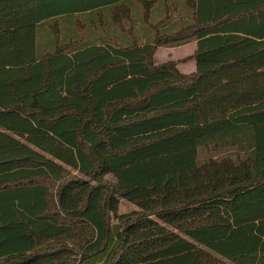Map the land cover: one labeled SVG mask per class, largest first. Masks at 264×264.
<instances>
[{
  "label": "trees",
  "instance_id": "obj_1",
  "mask_svg": "<svg viewBox=\"0 0 264 264\" xmlns=\"http://www.w3.org/2000/svg\"><path fill=\"white\" fill-rule=\"evenodd\" d=\"M0 264H264V0H0Z\"/></svg>",
  "mask_w": 264,
  "mask_h": 264
},
{
  "label": "rangeland",
  "instance_id": "obj_2",
  "mask_svg": "<svg viewBox=\"0 0 264 264\" xmlns=\"http://www.w3.org/2000/svg\"><path fill=\"white\" fill-rule=\"evenodd\" d=\"M79 19L81 21V25L84 23V26H85V20L86 19L84 17L83 18L79 17ZM73 21H74V23H77L76 19H73ZM63 24H64V22H60L58 25L61 27V26H63ZM71 29L72 30L74 29L76 31L78 30V28L73 27V26ZM61 32H63V30ZM82 32H84V31H80L79 33L82 34ZM63 34H64V32H63ZM62 36L63 35H61L60 38H62ZM162 49H166V48H162ZM167 49H173V48H167ZM183 52L184 53L177 55L174 52L164 53L162 51H159V53H157L156 56L154 55L153 63H154V65L158 66V65H161V64H164L167 62H175L177 65H180L183 67L189 66V61L191 60V57H184L181 59H178V58L183 57L185 55H188L191 52V48H186L183 50ZM168 54H170L169 57H168ZM176 59H178V60H176ZM173 60H175V61H173ZM189 74H185V75H189ZM134 211H137V209L133 205H131V204H129L123 200L119 201L118 215L129 214V213L134 212Z\"/></svg>",
  "mask_w": 264,
  "mask_h": 264
},
{
  "label": "crops",
  "instance_id": "obj_3",
  "mask_svg": "<svg viewBox=\"0 0 264 264\" xmlns=\"http://www.w3.org/2000/svg\"><path fill=\"white\" fill-rule=\"evenodd\" d=\"M186 48H191V52L188 55H185V56L180 57L178 59H181V58H184V57H191V56H193V54H194V52L196 50V42H192V43H189L187 45H184V46H181V47H177V48H173V49H162L161 48L162 49L161 50L160 48H158L157 51H156V53H155V56H156L157 53H159V51H162L164 53L174 52L177 55L178 54H182V53H184L183 50L186 49ZM169 55L170 54H168V57H169ZM178 59H176V60H178ZM173 61H175V60H173ZM176 68L183 75L189 74V73L192 74L195 71V62H194L193 59H191L189 61V66L183 67V66L177 65Z\"/></svg>",
  "mask_w": 264,
  "mask_h": 264
}]
</instances>
